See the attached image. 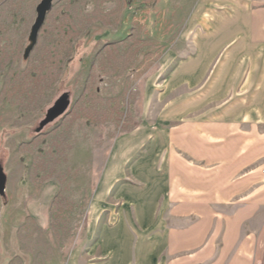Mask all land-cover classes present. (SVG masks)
<instances>
[{"label":"rangeland","instance_id":"1","mask_svg":"<svg viewBox=\"0 0 264 264\" xmlns=\"http://www.w3.org/2000/svg\"><path fill=\"white\" fill-rule=\"evenodd\" d=\"M42 1L0 0V264L75 262L113 143L153 120L156 91L195 54L209 15L241 3L206 0L203 15L204 0H53L32 43ZM243 2L242 12H263L264 0ZM67 92L69 112L37 133ZM26 202L42 209L44 226Z\"/></svg>","mask_w":264,"mask_h":264},{"label":"crops","instance_id":"2","mask_svg":"<svg viewBox=\"0 0 264 264\" xmlns=\"http://www.w3.org/2000/svg\"><path fill=\"white\" fill-rule=\"evenodd\" d=\"M240 1L209 15L156 91L153 120L113 143L73 264L263 263L264 9Z\"/></svg>","mask_w":264,"mask_h":264},{"label":"water","instance_id":"3","mask_svg":"<svg viewBox=\"0 0 264 264\" xmlns=\"http://www.w3.org/2000/svg\"><path fill=\"white\" fill-rule=\"evenodd\" d=\"M52 1L53 0H43L37 9L38 18L32 30V43L36 42L38 32L44 24L46 15L50 10ZM71 102V95L68 92L64 93L61 97H59L54 103V105L47 111L45 118L41 121L39 127L36 129V132L41 133L46 126L52 124L59 118L66 115L71 107ZM7 183L8 176L5 173L4 168L0 166V196L2 197L6 196Z\"/></svg>","mask_w":264,"mask_h":264},{"label":"built area","instance_id":"4","mask_svg":"<svg viewBox=\"0 0 264 264\" xmlns=\"http://www.w3.org/2000/svg\"><path fill=\"white\" fill-rule=\"evenodd\" d=\"M262 173L264 174V168L262 169Z\"/></svg>","mask_w":264,"mask_h":264},{"label":"trees","instance_id":"5","mask_svg":"<svg viewBox=\"0 0 264 264\" xmlns=\"http://www.w3.org/2000/svg\"><path fill=\"white\" fill-rule=\"evenodd\" d=\"M5 197V196H4Z\"/></svg>","mask_w":264,"mask_h":264}]
</instances>
